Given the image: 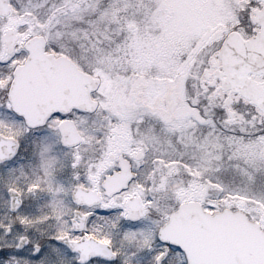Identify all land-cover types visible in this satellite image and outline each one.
I'll list each match as a JSON object with an SVG mask.
<instances>
[{"label":"snow or ice","instance_id":"1","mask_svg":"<svg viewBox=\"0 0 264 264\" xmlns=\"http://www.w3.org/2000/svg\"><path fill=\"white\" fill-rule=\"evenodd\" d=\"M0 264H264V0H0Z\"/></svg>","mask_w":264,"mask_h":264}]
</instances>
